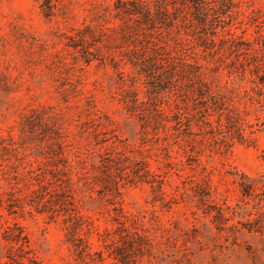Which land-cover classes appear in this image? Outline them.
I'll return each instance as SVG.
<instances>
[{
	"label": "rangeland",
	"instance_id": "rangeland-1",
	"mask_svg": "<svg viewBox=\"0 0 264 264\" xmlns=\"http://www.w3.org/2000/svg\"><path fill=\"white\" fill-rule=\"evenodd\" d=\"M181 1L150 0L152 13L162 7L169 17L148 22L117 17L115 0H52L49 18L43 0H0V264L14 224L38 263L80 264L66 211H110L108 199L149 239L129 240L130 264H264V238L218 234L180 177L196 167L188 155L200 162L194 173L212 171L219 192L223 168L264 172V88L231 74L254 60L229 42L240 37L264 64V0H233L225 15L219 0L202 14ZM232 110L252 142L228 124ZM85 232L89 264L118 263ZM120 236L114 247L126 248Z\"/></svg>",
	"mask_w": 264,
	"mask_h": 264
},
{
	"label": "trees",
	"instance_id": "trees-1",
	"mask_svg": "<svg viewBox=\"0 0 264 264\" xmlns=\"http://www.w3.org/2000/svg\"><path fill=\"white\" fill-rule=\"evenodd\" d=\"M44 6L47 9L45 12L46 17H52L53 6L52 0H43ZM166 1V0H162ZM189 2L193 5L196 13L202 14V11H212L213 8L201 6L207 3V0H182L180 4L183 6ZM221 14L225 15L229 8L233 7V0H219ZM229 2V3H228ZM209 4V3H208ZM128 6L132 7V10L128 9ZM114 9L116 16H126L132 20V17L142 16L146 21L153 22L155 17L162 15L169 17V12L166 8L159 7L157 12L152 13L150 0H115ZM207 15V12L205 14ZM219 18V17H216ZM215 32H213L214 34ZM229 42L231 46L235 48V52L240 56H248L254 61L249 65L239 63L238 67L231 71V74H237L240 76L241 81L245 82L249 80L248 75L252 77V84L255 89L260 90L264 88V64L257 60V55L254 50H251L250 44L243 41L240 37L231 36ZM77 48V46H75ZM242 47V48H241ZM87 49H83V57L86 64H90L93 61L92 58H88L90 54ZM95 59V58H94ZM198 80H201L204 85H210L209 82L202 76H198ZM228 121L232 129H234L240 141L246 143L247 141H253L254 139L245 138L244 124L245 120L242 119L241 114L238 111L232 110L227 115ZM260 120V119H258ZM177 125L181 128L183 120L180 115L177 117ZM186 125L187 131L190 130L191 124L188 121ZM204 124L209 125V122L204 120ZM264 127V121L261 122ZM223 133V138L227 142L226 147H230V141L233 139L230 132ZM187 162H193L196 167L200 166V162L193 155H188ZM192 165V164H191ZM195 167V168H196ZM195 168L191 166V172L186 173L183 178L184 183L189 186V190L193 193V198L196 199L198 213L202 218H207L213 225V228L218 234H225L227 238L236 239L239 234H251L264 238V172L257 174L255 177L249 176L243 172H239L236 169H222L218 171L220 180L219 184H223L225 189L219 192L218 186L212 188L213 182L211 181L212 171L207 172L206 169L203 172L196 174ZM229 179H226L228 178ZM164 182L161 181L159 190L162 189L161 185ZM229 185L235 187L237 194L235 197L230 195ZM117 191L119 188L117 187ZM211 193L219 194L220 198L218 202L212 200ZM111 206L110 211L100 210L99 207H94L88 213L83 214L82 208L76 207L70 212H67L68 218L66 223L67 227V242L70 243L76 254L77 260L80 264H89L88 259L91 256L90 244L87 240L82 238L79 233L86 230L87 236L94 234L101 247L106 249L108 257H112L117 264H130L133 260L129 258L127 254L130 249H134L132 244L134 242L138 244V247L149 241L148 237L141 234L137 225V221L129 219L123 212V209L113 199H108ZM12 213H10L11 215ZM2 216H0V219ZM101 219L106 223H111L113 228L105 226L103 229L97 224ZM129 224V226H127ZM116 225V228H115ZM120 232V239L123 242L127 241L128 246L126 248H116L114 235ZM5 239L9 242V262L6 264H40L33 256V250L31 249L29 240L23 235L22 229L14 224L12 227H8L5 231ZM88 239V238H87ZM100 254V260L103 261L102 253Z\"/></svg>",
	"mask_w": 264,
	"mask_h": 264
}]
</instances>
